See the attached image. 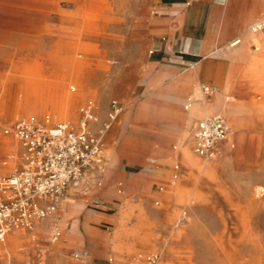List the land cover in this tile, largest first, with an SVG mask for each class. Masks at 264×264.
Masks as SVG:
<instances>
[{
  "label": "rangeland",
  "instance_id": "1",
  "mask_svg": "<svg viewBox=\"0 0 264 264\" xmlns=\"http://www.w3.org/2000/svg\"><path fill=\"white\" fill-rule=\"evenodd\" d=\"M152 9L153 0H0V176L18 163V143L4 133L15 119L33 114L75 122L78 108L92 100L97 106L96 130L107 119L112 99L122 106L103 138L104 172H92L71 185L59 198L55 213L32 229L9 231L0 241V264H108L109 257L126 264L138 252L159 253L160 264H264V131L253 132V145L214 172V162L230 155L227 147L212 159L195 158L193 166L170 155L192 142V126L202 114L193 115L189 132L170 126L146 130L128 115L141 99L138 87L148 56L144 32ZM204 63H196L202 74L207 71ZM53 87H65V93L72 95L66 104L67 118H54L58 109L51 103L60 96L50 90ZM198 97L202 99L199 95L192 99ZM259 97L257 93L254 100ZM203 101L209 104L207 113L217 111L218 96ZM196 105L194 101L190 113ZM236 107L243 113L252 108ZM259 117L263 122L264 111ZM227 120L233 128L254 126L229 114ZM199 159L209 162V173L189 177L185 166L196 170ZM175 164L177 178H173ZM172 181L180 187L171 210L158 197L146 198L153 209L149 214L162 227L147 246L137 245L130 252L103 243L112 234L109 221L124 209L120 208L124 196L135 205L140 190L168 192ZM96 207L101 215L90 231L68 239L65 221L81 211L85 217ZM135 223L132 215L129 225ZM42 225L44 233L38 231ZM12 234L29 239L17 248L19 263L4 259L10 246L7 236Z\"/></svg>",
  "mask_w": 264,
  "mask_h": 264
},
{
  "label": "crops",
  "instance_id": "2",
  "mask_svg": "<svg viewBox=\"0 0 264 264\" xmlns=\"http://www.w3.org/2000/svg\"><path fill=\"white\" fill-rule=\"evenodd\" d=\"M263 13L264 0H153V9L144 32V47H148V56L138 87L141 99L128 112L129 117L146 130L170 126L189 132L194 115L190 109L194 101L204 107L203 98L218 96L217 111L207 113L195 122L207 115L220 114L228 123L230 142L226 150H231V153L226 155L224 152L226 156L214 162V172L228 158H237L239 150L253 145V132L264 131V121H254L252 127L233 128L227 120L228 114L236 106L264 104V29L251 30ZM198 60L205 62L203 68H206V74L196 69ZM203 86L212 88L214 94L204 95ZM257 93L260 95L258 101L254 100ZM197 95L202 99H192ZM190 141L170 153L171 157L201 158L190 146L193 138ZM199 162L201 166L196 170L185 166L189 177H194L195 173H209V162L202 159ZM144 180L149 183L148 178ZM171 185V190L164 193H157L151 188L140 190L135 205L130 197L124 196L120 206L124 209L121 208L117 217L109 221L112 234L104 237L103 243L115 250L130 252L137 245L147 246V240L159 230L162 231V227L157 223L158 218L149 214L153 209L145 202L146 198L158 197L165 204L163 206L171 210L174 191L179 183L172 181ZM93 210L85 217L81 211L78 217L65 221L63 231L68 239L80 238L85 231H90L94 220L101 215L97 207ZM132 215L136 217L133 226L129 225ZM43 226L38 229L41 233L47 231ZM13 237L21 247L29 243L26 236L14 234ZM4 259L8 263L12 260L20 262L9 256L7 251Z\"/></svg>",
  "mask_w": 264,
  "mask_h": 264
},
{
  "label": "built area",
  "instance_id": "3",
  "mask_svg": "<svg viewBox=\"0 0 264 264\" xmlns=\"http://www.w3.org/2000/svg\"><path fill=\"white\" fill-rule=\"evenodd\" d=\"M262 29L264 13L251 27L254 32ZM202 92L214 94L209 86H203ZM121 111V103L112 99L107 119L95 130V105L87 100L78 108L75 122L32 114L15 119L4 129L18 143L19 153L15 169L0 176V241L11 230L32 229L55 213L59 198L71 185L92 172H104L99 160L103 138ZM229 131L222 115L204 116L193 126V152L207 159L218 156L227 147ZM178 173L175 164L173 178ZM107 261L117 264L113 258ZM126 264H160V255L137 253Z\"/></svg>",
  "mask_w": 264,
  "mask_h": 264
},
{
  "label": "bare ground",
  "instance_id": "4",
  "mask_svg": "<svg viewBox=\"0 0 264 264\" xmlns=\"http://www.w3.org/2000/svg\"><path fill=\"white\" fill-rule=\"evenodd\" d=\"M227 86V85H226ZM65 87H53L50 90L54 91L53 93L60 96L58 101H53L51 103V105L54 106L55 109H58V113L54 115L55 119H63V118H67L69 111L66 108V104L72 99V95L65 93L64 90ZM72 90H74V87ZM44 94V93H43ZM45 98V97H43ZM45 100V99H44ZM57 100V99H55ZM2 104V102H1ZM44 104V103H43ZM205 106L204 107H200L199 105H196L191 113H198V114H206L210 109H209V104L208 103H204ZM43 109V108H42ZM264 111V104H255L252 106V108L243 113L240 112L238 107L232 108V110L229 113L230 118H239L242 119L243 121H246L250 124H254V121H259V116L263 113ZM37 115H41V114H37ZM230 142V135L228 136V141H227V146L229 145ZM109 152V151H108ZM107 155V154H106ZM109 155V154H108ZM110 158V157H109ZM187 162H189V164L191 166H193L194 164V159L195 158H184ZM100 164L101 166L103 165V163L105 162L103 160V150L100 152ZM5 169L1 168V172H5ZM77 185V184H76ZM75 186V185H74ZM179 195V188L177 187V189H175L174 191V195L173 197H177ZM46 232V231H45ZM44 233V232H43ZM14 234L7 236V241L9 242V249L7 248V252L11 253V256L14 257L16 260H21L22 256L20 254V252L17 250V248H22L21 246L18 245V243L16 242V238L13 237ZM18 238V237H17ZM6 239H4L3 241H5ZM3 250V246L0 245V251Z\"/></svg>",
  "mask_w": 264,
  "mask_h": 264
}]
</instances>
